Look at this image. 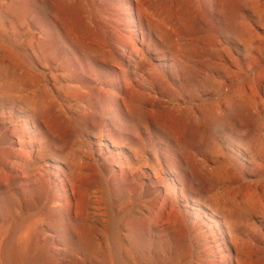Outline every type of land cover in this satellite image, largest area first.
Returning <instances> with one entry per match:
<instances>
[{"label":"bare ground","instance_id":"bare-ground-1","mask_svg":"<svg viewBox=\"0 0 264 264\" xmlns=\"http://www.w3.org/2000/svg\"><path fill=\"white\" fill-rule=\"evenodd\" d=\"M33 1L16 0L15 10L20 16L30 14L41 7V0ZM43 1L49 34L41 48L73 54L69 63L78 68L74 75L79 83L88 85L89 75L109 74L113 65L124 72L127 61L119 53L124 45L117 43L106 52L107 31L85 24L80 2ZM209 2L223 17L221 29L234 30L240 2ZM142 6L143 0H121L116 7L125 19L134 22L141 19ZM194 20L182 21L186 32L199 30ZM103 53L109 59L105 66L98 57ZM107 88L110 92L103 97L111 102L110 110L100 115L88 113L76 124L50 110L36 116L29 95L8 99L26 108L30 130L46 138L39 157L45 160L50 156L64 165L53 173L46 161L39 165L29 129L16 126L10 112L9 125L17 131L0 126L4 130L0 136V264H253L249 257H243V251L252 248L248 245L252 234L264 247V205L244 211L217 195V182L207 162L194 163L192 150L201 145L193 139L195 131L188 133L184 114L162 110L150 117L142 109L128 112L122 100L113 99L123 95L119 83ZM98 95L95 92L94 97ZM239 115L241 120L234 121L233 130L247 140L252 135L248 125L256 119L245 112ZM152 122L161 124L157 136L153 135ZM98 130L120 148L129 147L135 137L146 133L160 144L168 143L167 152L173 158L168 167L164 163V169L174 167L178 181L165 177L162 160L147 157L144 148L132 152L122 148L117 157L102 153L100 148L97 153L105 161L101 171L79 180L69 141L75 137L76 143L84 132ZM201 134L206 141L205 133ZM183 139H188L192 149L171 148ZM245 156L252 162L256 159V169L264 172V157L259 151L248 150ZM182 200L197 204V213H186ZM254 215L261 217L260 224L253 222ZM206 222L214 228H208L205 236L225 239L194 238ZM218 222L224 231L218 229ZM258 252V262L264 264V248Z\"/></svg>","mask_w":264,"mask_h":264},{"label":"rangeland","instance_id":"rangeland-1","mask_svg":"<svg viewBox=\"0 0 264 264\" xmlns=\"http://www.w3.org/2000/svg\"><path fill=\"white\" fill-rule=\"evenodd\" d=\"M75 1L81 3L88 27L107 31L106 52L117 43L124 45L119 52L127 61L124 72L113 65L109 74L89 75L88 85L79 83L74 75L78 68L69 63L73 54L65 50L45 52L41 48L49 34L44 1H40L41 7L36 11L20 16L15 10L16 0H0V126L11 132L16 130L7 119L12 112L16 126L29 129L39 165L46 161L52 173L61 170L64 164L60 161L39 157L46 138L30 130L26 108L8 99L29 95L36 116L50 110L76 124L88 113L100 115L110 110L111 102L103 94L110 92L107 86L117 82L123 95L112 98L122 100L128 112L142 109L152 117L159 111L173 110L186 116L188 133L193 135L195 131L193 139L197 146L201 145L192 150L194 163L207 162L219 197L244 211L247 207L263 206L264 172L256 169V159L252 162L245 155L248 150L259 151L264 157V0H238L241 11L231 31L221 29L223 17L210 6V0H143L141 19L134 22L118 12L116 6L121 0ZM42 17L45 22L40 21ZM192 18L199 30L188 33L182 21ZM98 57L104 66L108 64L105 53ZM85 62H89L87 56ZM95 92L98 97H94ZM240 112L256 119V123L248 125L252 135L247 140H242L243 133L233 130L234 121L241 120ZM152 123L153 135L157 136L161 124ZM201 133L207 136L206 141ZM149 135L135 137L129 147L121 148L110 143L102 130L84 132L76 143L74 137L69 148L79 180L101 171L105 161L97 153L100 148L102 153L107 151L116 157L122 148L130 152L144 148L147 157L162 160L165 177L178 181L174 167L164 169V163L168 167L173 158L167 152L168 143L160 144ZM170 146L191 148L188 139ZM182 206L186 213H197V204L184 201ZM254 221L260 224L262 219L254 215ZM219 223L218 229L224 231ZM203 224L205 227L194 238L225 239L205 236L214 225ZM253 236L248 240L252 248L247 247L243 257L260 264L258 248L264 247Z\"/></svg>","mask_w":264,"mask_h":264}]
</instances>
